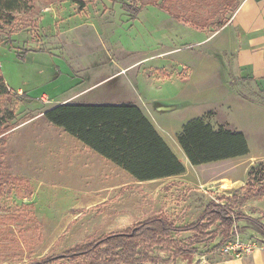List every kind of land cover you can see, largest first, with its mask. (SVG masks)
<instances>
[{
    "label": "rangeland",
    "instance_id": "374dc122",
    "mask_svg": "<svg viewBox=\"0 0 264 264\" xmlns=\"http://www.w3.org/2000/svg\"><path fill=\"white\" fill-rule=\"evenodd\" d=\"M79 1L86 7L83 11L66 0H31L29 10L15 13L14 23L0 30V71L12 92L2 105L15 115L0 127V174L11 179L0 198V264H35L55 257L63 259L50 264H91L96 252L88 255V251L109 233L158 215L168 216L179 227L188 226L198 222L211 203L240 216L233 220L232 245L263 246L259 227L264 230V214L241 213L238 198L252 186L260 188L258 180L264 176V84L235 81L229 62L221 64L217 39L200 43L230 23L242 0ZM170 51L174 53L157 58ZM204 55L211 59H203ZM141 60L127 75L117 76L114 84L125 95L138 91L142 98L137 101L155 116L154 101L184 103V109L160 121L166 131L178 134L186 121L205 115L223 128L227 120L230 131L234 127L247 135L250 159L234 168L236 179L244 184L223 183L211 176L236 161L221 162L192 169L183 182L170 183L172 187L156 199L152 190L139 187L104 190L96 186L103 180L95 182L85 167L63 156L65 144L59 139L78 140L50 125L43 113L81 89L88 77L113 75L121 66ZM218 64L222 73L211 75ZM191 68L196 71L193 84L184 81ZM199 86L204 96L196 98ZM105 88L109 89L99 92ZM246 163L249 169L256 168L254 177L246 174ZM225 198H231L228 206ZM210 219L198 233L170 234L198 251L176 264H218L231 257L225 251L224 229ZM79 246L84 248L75 251ZM107 248L101 245L98 251L105 253ZM77 253L88 256H73ZM154 255L169 258L159 251Z\"/></svg>",
    "mask_w": 264,
    "mask_h": 264
},
{
    "label": "trees",
    "instance_id": "16d2710c",
    "mask_svg": "<svg viewBox=\"0 0 264 264\" xmlns=\"http://www.w3.org/2000/svg\"><path fill=\"white\" fill-rule=\"evenodd\" d=\"M30 1L0 0V30L14 23L15 13L29 10ZM66 1L79 5L81 11L86 8L82 1ZM10 93L12 92L0 71V127L8 125L15 118L14 113L2 105ZM44 117L50 125L61 128L138 182L178 177L186 173L185 166L135 105L63 104L48 110ZM178 142L193 167L243 158L250 154L244 133L224 128L216 131L204 118L188 121L178 135ZM256 172L255 167L250 168L248 177H254ZM9 180L10 177L0 174V198L5 195V184ZM258 181L260 188L252 186L247 195L238 198L239 206L264 197V176ZM223 200L228 202L227 206L231 203V198ZM226 209L225 205L211 203L198 222L188 226L178 227L168 218L159 217L135 225L125 232L109 234L107 239L88 251V255L96 252L91 264H143L141 261L144 260L150 264H176L179 258L195 255L198 251L171 239L170 234L198 233L207 218H211L210 220L224 229L223 239L229 245L230 237L235 235L234 222L240 216L235 217ZM259 228L264 238L263 227ZM101 245L108 247L105 253L98 251ZM82 248L84 247L79 246L74 250L79 251ZM156 251L167 253L169 258L161 260L160 256L154 255ZM86 255L77 253L73 256L81 258L88 256ZM45 259L58 261L63 257ZM50 260L35 264H50Z\"/></svg>",
    "mask_w": 264,
    "mask_h": 264
},
{
    "label": "crops",
    "instance_id": "0c3cea01",
    "mask_svg": "<svg viewBox=\"0 0 264 264\" xmlns=\"http://www.w3.org/2000/svg\"><path fill=\"white\" fill-rule=\"evenodd\" d=\"M212 38L217 39L218 42L217 50L220 52L222 57L221 64L225 65V62L227 61L229 62L231 67L230 72L234 76L235 81H242L245 82V84H254L257 85L258 87L263 86L264 84V0H242L240 6L233 15V18L231 19L230 23L224 29H222L220 33L200 43L206 44V41L208 42ZM172 53H174V51L172 52L170 51L169 53H164V54H158L157 58L163 59L164 55L170 56V54ZM203 59L209 60L211 59V57L208 55H204ZM114 63L117 64V67L121 66L119 62L115 61ZM142 63L143 60L134 62L131 65L127 64L125 67L121 66V68H119V71H117V73L113 75L102 74L96 76L95 80L91 79V77H88L83 85V87L85 88L82 87L83 89L82 88L78 89L75 93H73L72 96L63 99L62 101H58L54 107L63 104H79L77 103L78 101L87 99L88 101H102V103L99 104L82 103V104L84 105L132 104L140 108L141 111L144 113V115L147 117V119L151 122V124L160 134V136L164 139V141L173 151V153L185 166L186 173L184 175L156 180V181L138 182L134 178H132L128 173L121 170L110 161L104 159L99 154H97L93 150L83 145L81 142L79 141L77 142L76 140H71V138H69L70 140L68 138L59 139L65 144L64 149L61 151V153L63 154V156L70 158V160L76 163L77 166L85 167V169L88 172V176L94 178L95 182L99 180L100 181L103 180L102 183H99L96 186L105 187L104 190L108 188L112 190L114 187L119 185L126 190H131V189L134 190L137 187H139L147 192H149V190L150 191L152 190V192H154L155 198L158 199L162 195L161 191L162 192L168 191L167 188L172 187L170 183L183 182V180H181L182 177L188 175L189 172H192L191 171L192 169L196 171V169L200 168L201 166L193 167L189 162L188 158L186 157L185 153L183 152L178 142V135L180 133L175 134L173 132H170L169 130L166 131L161 126L160 121L163 118L168 119L166 118L165 115L184 109L185 107L184 103L176 104L174 103V101L170 102L164 100L154 101L152 107L154 113H156L157 115L155 116L152 114L149 108L146 107L145 104H141L137 101V98H139L140 100L142 98L138 91H135L133 93L134 90H131V92L125 95L123 94V92L125 91H123V89L120 88V86L114 84V80L117 76L121 77L125 74L127 75L129 72H131L130 70L131 68H134L135 66L140 65ZM212 69L214 72H211L210 73L211 75L214 74L219 75L223 71V68L222 66H220V64H218V66L216 67H213ZM225 71L227 72L229 71V69H225ZM158 72H160V70H157V75L159 76ZM203 74H205V72ZM195 75H196L195 69L191 68L190 75L184 81L193 84L192 82L195 80ZM200 75L202 74L200 73ZM202 79H203V75H202ZM104 87H109V89L105 88L104 90H102V92H99ZM200 88L201 86H199V91H197L194 97L198 98L204 96L202 94V89ZM157 106L174 107L175 109L170 112L161 113L156 110ZM44 114L45 113H43V115ZM197 118H204L206 122L210 123L216 131L219 130L220 128H223L222 126L223 124H216L217 123L216 121L214 122V120L207 118L205 115H202ZM188 121H186L183 124V126ZM229 128H230L229 123L226 120L224 129L230 131ZM233 128H231L232 132H238V129H233ZM60 133L61 132H59V134ZM245 136L247 137V135ZM46 144L48 147L49 142H47ZM250 154H251V150H250ZM250 154L243 158L222 161V162H228V161H236V162L234 163V165L220 168L218 172H216L211 176H216L217 178H221V182L223 183L226 182L227 180V183L232 182L235 185L237 183L244 184L240 180L236 179L237 173H235L234 168L241 165L244 161L247 162L246 159L247 157L248 159H250ZM219 163L221 162L208 164L207 166L216 165V164L219 165ZM249 170L250 169L248 167V163H246V170H245L246 174H249ZM210 172H214V171L210 170ZM199 176H201V174ZM87 201L89 202L90 200ZM238 208L241 209V213L244 212L246 213V211H250V212L253 211L259 214L260 213L264 214V197L255 198L243 206L238 205ZM205 209L201 212L199 218L202 216ZM159 217L168 218L169 220H171L172 223H174L176 226L179 227V225H177L176 222H174L171 218H169L166 215L154 216L152 218L146 219L145 221ZM145 221H142L140 223H143ZM140 223H137L135 225H138ZM70 226L71 224L68 226V228ZM134 226H132L131 228H133ZM128 229L121 232H111L109 234L122 233L127 231ZM218 264H264V247L257 246L254 252H252L249 255H244L242 257H238V258L232 256L226 257L223 260H221Z\"/></svg>",
    "mask_w": 264,
    "mask_h": 264
},
{
    "label": "built area",
    "instance_id": "2783aa9c",
    "mask_svg": "<svg viewBox=\"0 0 264 264\" xmlns=\"http://www.w3.org/2000/svg\"><path fill=\"white\" fill-rule=\"evenodd\" d=\"M43 101L45 103H51L50 100H45V98H43ZM256 245L250 243V244H246V245H241V244H236V245H232L229 244L228 246H226L225 251L227 253H229L232 257H242L244 255H249L252 252L255 251L256 249Z\"/></svg>",
    "mask_w": 264,
    "mask_h": 264
},
{
    "label": "water",
    "instance_id": "95a60500",
    "mask_svg": "<svg viewBox=\"0 0 264 264\" xmlns=\"http://www.w3.org/2000/svg\"><path fill=\"white\" fill-rule=\"evenodd\" d=\"M174 109H175L174 107H167V106H157L156 107V110L161 113L170 112V111H173Z\"/></svg>",
    "mask_w": 264,
    "mask_h": 264
},
{
    "label": "bare ground",
    "instance_id": "6f19581e",
    "mask_svg": "<svg viewBox=\"0 0 264 264\" xmlns=\"http://www.w3.org/2000/svg\"><path fill=\"white\" fill-rule=\"evenodd\" d=\"M226 188V187H225Z\"/></svg>",
    "mask_w": 264,
    "mask_h": 264
}]
</instances>
